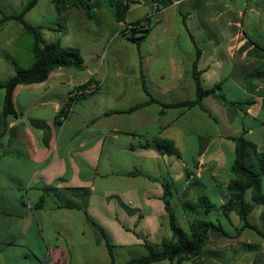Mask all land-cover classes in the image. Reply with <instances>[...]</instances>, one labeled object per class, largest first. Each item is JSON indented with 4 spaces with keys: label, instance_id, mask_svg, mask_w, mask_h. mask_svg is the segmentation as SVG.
<instances>
[{
    "label": "crops",
    "instance_id": "crops-1",
    "mask_svg": "<svg viewBox=\"0 0 264 264\" xmlns=\"http://www.w3.org/2000/svg\"><path fill=\"white\" fill-rule=\"evenodd\" d=\"M0 2L1 19L27 0ZM90 3L92 17L80 6L58 12L54 5L61 23L46 22V11L27 21L36 5L23 16L45 42L63 45L59 33L88 29L93 43L82 67H57L41 82L17 84L14 116L3 114L0 87V264H122L144 255L146 241H173L164 178L180 227L188 230L197 217L184 206L193 202L219 230L209 231L197 255L142 264H264V201L245 193L254 227L228 206L232 137L243 135L264 152V0H133L124 22L104 0ZM18 4L19 11H5ZM142 18L150 32L137 47L121 29ZM32 42L16 20L3 23L0 71L7 78L0 81ZM194 62L202 87H214L200 105L151 100L195 99ZM88 80L97 82L95 91L59 122L69 93ZM155 138L172 141L178 154L161 152ZM43 186L87 188L85 210L56 208L49 195L37 206Z\"/></svg>",
    "mask_w": 264,
    "mask_h": 264
},
{
    "label": "trees",
    "instance_id": "trees-1",
    "mask_svg": "<svg viewBox=\"0 0 264 264\" xmlns=\"http://www.w3.org/2000/svg\"><path fill=\"white\" fill-rule=\"evenodd\" d=\"M39 0H27L21 11L17 14H5L0 19V29L3 23L7 20H16L19 22L25 30H29L30 35L33 39L31 44L30 52L32 56V62L28 66H21L15 61H12L14 73L6 80L0 81V87L4 88L5 94L3 99V114L5 117H11L16 115L14 104H13V91L17 84H29L35 82H41L47 78L50 71L57 67L62 66H75L82 67L83 56L78 47L75 46H63L59 41L45 42L42 38L41 32L38 30L39 27H35L24 19V14L36 5ZM105 4L111 13L115 21H125L126 13L130 3L133 0H104ZM163 5L170 4V0H161ZM56 10L62 12L71 7L80 6L87 11L88 16L92 17L90 8L91 0H51ZM141 20H145V24L138 25ZM125 25H133L127 33L121 30V33L130 41L135 43L137 47L143 42L150 32V23L146 18H142ZM193 79L196 85L197 96L193 100H184L172 104H167L156 100L151 97L152 101H158L162 105L182 106L190 107L195 104L200 105V101L203 95L214 92V87L203 88L201 80L196 71V62L193 64ZM93 80H88L76 88L81 89L86 87L88 83ZM216 87V86H215ZM88 95V94H87ZM86 95H82L73 101V106L78 102L79 99ZM144 103L138 104L131 109H135ZM70 105L67 102L62 106L56 115V119L60 114L64 113L66 107ZM70 113V112H69ZM68 112H65V117H68ZM58 120V119H57ZM60 122V121H59ZM7 126V124H6ZM232 139L235 142V158L231 166L233 172V178L228 184L229 191L231 192V199L228 206L234 209L239 217L243 220L245 226H252L248 220L247 215L251 208V205L244 199L245 193L248 190L253 192L254 201H264V195L260 193L262 176L264 175V152L259 151L257 146L243 135L233 136ZM156 147L165 153L178 154L172 141L164 138H155L153 141ZM128 174L139 173L137 169L127 172ZM164 193L163 200L169 216L170 228L174 234L173 241H162L159 244H152L145 242L146 253L141 256H133L125 260L122 264H142L151 263L161 260H175L176 262L181 261L186 257L197 255L201 252L204 244L208 239V233L210 230H219V226L210 220H205L203 214L206 210L199 212L197 211L198 205L193 202H186L185 208L189 212H197V217L189 225L188 230L183 229L177 223L174 214L172 213L167 196L169 195L170 183L168 178L163 180ZM51 196L54 201V206L59 209L64 208H78L85 210L87 206V199L89 191L85 187H64L58 188L55 186H43L42 195L36 202V205L41 207L46 202V197ZM206 197H202V201L205 200L208 206H211L210 202L206 200ZM102 233L109 251L112 253L113 245L104 229L92 221Z\"/></svg>",
    "mask_w": 264,
    "mask_h": 264
},
{
    "label": "rangeland",
    "instance_id": "rangeland-1",
    "mask_svg": "<svg viewBox=\"0 0 264 264\" xmlns=\"http://www.w3.org/2000/svg\"><path fill=\"white\" fill-rule=\"evenodd\" d=\"M26 0H24L25 2ZM51 0H40L37 5L34 7V9H31V12L27 15L26 20L34 23L35 21V16L36 12L39 11H46L48 14L46 15V22H62V19L60 18H54L55 17V12H54V4L53 2H50ZM1 3V2H0ZM2 8V5H0ZM3 9V8H2ZM21 9V6L18 4L16 7H10V8H5V11H9V13H15ZM90 23V22H89ZM40 32L41 30L38 29ZM60 34V33H59ZM57 35L60 37L62 40H64V46H75L78 47L81 51V54L86 56L88 54V51L86 50L88 47L91 46L93 43L90 41L92 39V36L88 34V29H81L79 31H76L74 34L71 33L69 35ZM56 41V40H55ZM61 41V40H60ZM22 58L19 60V64L22 66H28L32 62V56L30 52H23ZM83 56V57H84ZM13 73V69H12ZM5 72L0 71V78L5 79L7 78ZM262 178V191H264V175L261 177ZM185 229V228H184ZM187 230V229H185Z\"/></svg>",
    "mask_w": 264,
    "mask_h": 264
},
{
    "label": "built area",
    "instance_id": "built-area-1",
    "mask_svg": "<svg viewBox=\"0 0 264 264\" xmlns=\"http://www.w3.org/2000/svg\"><path fill=\"white\" fill-rule=\"evenodd\" d=\"M145 23H146L145 20H141L138 25H142V24H145ZM132 27H133V25H124L121 30H123L124 33H127L129 31V29L132 28ZM96 88H97V82L91 81L84 88H81V89L75 88V89H73L68 95V101L67 102H70V105L65 108L63 114L59 115V117L57 118L58 121L62 122V121H64L67 118V117H65V112H68V113L71 112V110L73 108V104H72L73 101H70V100H75L76 98H78V97H80L82 95L90 94L93 91H95Z\"/></svg>",
    "mask_w": 264,
    "mask_h": 264
}]
</instances>
